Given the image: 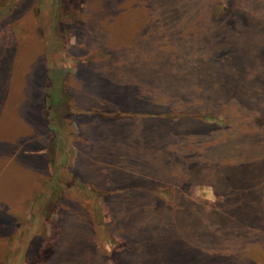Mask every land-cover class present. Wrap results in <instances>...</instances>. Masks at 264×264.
<instances>
[{
	"label": "rangeland",
	"instance_id": "374dc122",
	"mask_svg": "<svg viewBox=\"0 0 264 264\" xmlns=\"http://www.w3.org/2000/svg\"><path fill=\"white\" fill-rule=\"evenodd\" d=\"M82 7L67 14L62 0H0V264H165L147 238L168 232L164 217L185 222L192 239L181 264H264V229L237 237L224 220L233 199L177 178L188 138L210 137L202 123L141 118L225 106L215 134L233 128L239 158L250 163L241 175L260 190L258 212L264 0ZM48 79L62 84L64 105L49 112L57 137L44 114Z\"/></svg>",
	"mask_w": 264,
	"mask_h": 264
},
{
	"label": "trees",
	"instance_id": "16d2710c",
	"mask_svg": "<svg viewBox=\"0 0 264 264\" xmlns=\"http://www.w3.org/2000/svg\"><path fill=\"white\" fill-rule=\"evenodd\" d=\"M85 1L86 0H62V4L65 7L63 10L64 12L68 10L67 14H70L71 11L81 12L83 8L82 5H84ZM47 82V86L51 88V91L45 94L44 114L46 117V125L53 132L52 134L54 137H57V129L50 124L49 112L54 107L57 108L58 105H64L62 98L59 97L56 92L62 87V84L59 82L53 84L49 79ZM181 106L174 108L168 107L165 110L161 109L162 111L160 114L141 113V118L147 120L146 122H159L160 124L163 123L170 127L174 125L175 127L181 126L183 123L189 124V122H196V124H198V122L202 123V127L207 129V133L210 134V137L208 136L209 139H205L204 142L201 141L202 139L200 137H195L194 135L190 136L191 139L188 138L186 141L187 150L177 152L178 154H182L180 160L184 163L183 166L179 165L178 167L177 178L184 180L185 183L188 184L210 186L218 199H220L218 196L221 194L228 196L227 198L233 199V204L235 205L231 208V214H224V220L228 221L231 225H228L231 231L234 233L237 232V237L239 234L238 230H241L243 234H245V238H251L255 230L264 229V216L260 214V212L264 210V195H260L262 198H258L261 209L257 212L253 198L256 193H260V190L256 189V185L251 182L250 178H244L241 175L242 172L246 171L250 163L242 162L239 158L236 145L233 143L232 136L230 135L233 128L230 129V133L227 135L215 134L216 132H220L222 127L218 126L213 120L217 116L220 117L222 115L220 111L224 109L225 106H205L202 109ZM232 107H235V105ZM170 109L173 110L170 111ZM236 109L237 108H233L231 111L234 112ZM216 113H219V115H215ZM261 121H264L263 117ZM195 135L198 136V134ZM71 183L72 181H70V184L66 183L65 187L68 188L72 185ZM138 189L145 192L150 191V193L156 191L147 188ZM132 190L135 189L131 188V191ZM161 203L164 208H170V211L174 209V202L169 203L162 201ZM217 203L220 204L221 200H217ZM216 213L218 219L221 220L222 216L220 209L217 210ZM164 219L166 218L164 217L162 220L163 223L166 222L164 224L169 228L167 230L168 232H164L158 239H151L150 236H147L149 240L148 244L156 245V259L164 261L165 264L173 262H175V264H181L182 255L189 252L190 249L194 247L190 241L192 239L189 238L190 236H185L186 234L182 231L185 222L180 223L176 222V219H174V221ZM216 232H218V230ZM124 233H128V231L123 232V234ZM186 237L189 238V240L186 239ZM161 251L162 253L160 254ZM244 257L248 256L246 255ZM251 257L253 256L251 255Z\"/></svg>",
	"mask_w": 264,
	"mask_h": 264
},
{
	"label": "crops",
	"instance_id": "0c3cea01",
	"mask_svg": "<svg viewBox=\"0 0 264 264\" xmlns=\"http://www.w3.org/2000/svg\"><path fill=\"white\" fill-rule=\"evenodd\" d=\"M107 96V95H106ZM106 96H104V98L103 99H105V100H103V101H105V102H107V98H106ZM109 99V98H108ZM102 102V101H101ZM78 134V133H77ZM88 140H89V138H87ZM86 140V139H85ZM77 153V152H76Z\"/></svg>",
	"mask_w": 264,
	"mask_h": 264
}]
</instances>
